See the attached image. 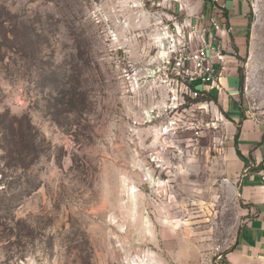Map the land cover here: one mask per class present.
Wrapping results in <instances>:
<instances>
[{"label":"rangeland","instance_id":"374dc122","mask_svg":"<svg viewBox=\"0 0 264 264\" xmlns=\"http://www.w3.org/2000/svg\"><path fill=\"white\" fill-rule=\"evenodd\" d=\"M246 2L238 103L264 116V0ZM203 5L0 0V117L41 142L25 168L0 133V264H214L234 248L253 216L238 128L174 63L182 30L219 39Z\"/></svg>","mask_w":264,"mask_h":264},{"label":"crops","instance_id":"0c3cea01","mask_svg":"<svg viewBox=\"0 0 264 264\" xmlns=\"http://www.w3.org/2000/svg\"><path fill=\"white\" fill-rule=\"evenodd\" d=\"M225 4L226 28L218 32L212 28L208 30L219 37L213 42L220 43L227 51L224 61L216 64L222 91L216 92L217 89H214L221 106L232 114L231 118L238 128L235 152L241 176L245 180L241 194L242 198L252 205L253 214L247 219L234 248L225 253V259L229 264H264V116L248 110L243 115L238 103L241 91V64L236 55L243 56L246 50L249 7L246 0H225ZM211 5H203L199 14L205 16L206 21H209L213 13ZM231 41L237 48L236 52L232 49ZM237 148L247 158V163L238 156Z\"/></svg>","mask_w":264,"mask_h":264},{"label":"built area","instance_id":"2783aa9c","mask_svg":"<svg viewBox=\"0 0 264 264\" xmlns=\"http://www.w3.org/2000/svg\"><path fill=\"white\" fill-rule=\"evenodd\" d=\"M214 5H217V11L212 13L209 18V24L211 28L218 32L222 30L221 24L218 21L220 17H223V12L226 9V4L222 0H212ZM225 29V28H224ZM192 33H196V38L193 37ZM186 31H181V47L182 51L177 57H175V65L184 66L185 61H189L193 65L191 73V80L199 81L205 86V90L209 92L211 89H217L222 91V85L219 80L218 69L216 68L217 62L224 61V54L221 52L218 45L208 39L207 31L199 27H193L191 35H185ZM213 36V33H210ZM195 45V47H193ZM188 51L187 55L184 56V52ZM171 63V62H170ZM199 91L196 90L194 95L197 96ZM222 255L217 259V264H221Z\"/></svg>","mask_w":264,"mask_h":264},{"label":"trees","instance_id":"16d2710c","mask_svg":"<svg viewBox=\"0 0 264 264\" xmlns=\"http://www.w3.org/2000/svg\"><path fill=\"white\" fill-rule=\"evenodd\" d=\"M206 3L213 4L212 0H205ZM225 14L227 16V11H225ZM251 21V20H250ZM251 23L248 24V29L250 28ZM243 76L240 73V82L241 86L243 83ZM192 87L195 88V84H192ZM10 121V123H9ZM9 124V125H8ZM8 126V127H7ZM35 132L34 126L31 124L30 121L27 120V124L24 125L21 120H18L17 118L12 119H6L3 116L0 117V133L2 135V139L7 141L8 146H6V153L13 154L15 151H13L12 143L14 142L15 147L16 146H22L25 150L17 152L20 153L18 155H21V160L25 162L26 160H29L28 163H23V166L29 167L32 164H34L35 160L38 159L41 155V151L39 148L41 147V142L38 140V135ZM238 138V134H236V140ZM11 142V143H10ZM238 156L246 161L247 158L240 152V150L236 149ZM224 258V259H223ZM217 260L215 259V263ZM222 264H229L225 257L222 256Z\"/></svg>","mask_w":264,"mask_h":264}]
</instances>
